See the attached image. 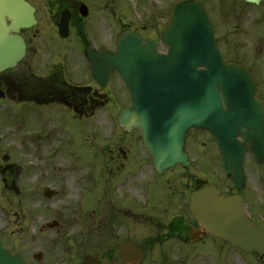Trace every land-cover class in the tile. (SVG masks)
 <instances>
[{"label":"rangeland","instance_id":"1","mask_svg":"<svg viewBox=\"0 0 264 264\" xmlns=\"http://www.w3.org/2000/svg\"><path fill=\"white\" fill-rule=\"evenodd\" d=\"M28 1L38 8L39 22L35 30H39V33L34 41L40 46V62L44 65L50 57L66 61L69 70L75 71L77 80L85 83L91 81L78 33L74 32L76 36L72 35L69 39H62L57 32L50 31L53 24L48 5L55 3L54 0ZM75 1L86 3L89 7L83 29L90 43L96 48L113 50L116 36L125 29H134L147 36L159 35L168 10L180 0ZM50 9L56 11L57 6ZM43 30L47 33H43ZM117 76H112L106 90H99L101 93L108 91L110 103L106 100L85 123L77 120L70 122L69 117L57 118L38 110L28 117L35 125H32L34 130L29 137L23 128H15L17 126L11 115L13 112L16 114V108L0 114V138H3L0 144V215L7 217L11 237H27L25 245L34 253L42 251V241L54 237L51 233L57 232L48 229L39 232L36 225L56 216L57 211L75 212L76 217V220L66 219V226L61 227L62 239L56 242L59 250L66 237V246L72 247L70 252H78V255L98 253V256L102 254L104 257L108 253L113 254L114 244L119 239L121 241L109 230L119 221L117 204L121 198V183L114 178L118 170L106 166L112 156L117 161L120 153L121 132L115 128L117 110L129 105L128 96ZM46 119L50 121L49 125L43 130L37 129L36 125ZM190 136L187 145L192 160L190 170L207 182L227 189L225 185L229 183L219 169V155L214 141L203 132H194ZM2 153H6V157ZM3 179L8 182L5 183ZM256 180H251L253 194L260 201L261 192ZM47 189L55 192L54 198L44 195ZM107 204L116 205L113 215L106 213L110 211L106 208L109 207ZM31 214L34 218L38 216V219L29 220L28 215ZM206 250L204 247L198 251L189 249L178 264H241L240 261L259 264L254 254L240 255L236 252L230 261L225 262L218 253H208ZM107 264L122 263L116 259Z\"/></svg>","mask_w":264,"mask_h":264},{"label":"water","instance_id":"2","mask_svg":"<svg viewBox=\"0 0 264 264\" xmlns=\"http://www.w3.org/2000/svg\"><path fill=\"white\" fill-rule=\"evenodd\" d=\"M83 14H87L84 7ZM36 23L35 9L25 0H0V72L15 67L24 57L26 44L20 29ZM68 27L69 17L64 14L62 36L68 34ZM163 41L170 46L168 54L158 53L154 41L127 30L118 36L115 53L87 49L94 77L105 85L114 70L121 74L133 108L121 111L120 125L126 131L134 127L142 131L160 170L178 162L188 165L185 144L191 129L206 130L218 139L223 169L240 189L245 150L250 147L259 161L264 160V122L259 120L264 112L254 98V81L241 66L223 62L204 7L194 0L175 8ZM238 135L245 140L244 146ZM190 208L203 233L246 252L264 253V229L248 223L239 197H227L216 186H206L192 195ZM119 250L125 262L142 259V252L131 244ZM0 264L23 263L0 244ZM83 264L100 262L87 255Z\"/></svg>","mask_w":264,"mask_h":264},{"label":"flooded vegetation","instance_id":"3","mask_svg":"<svg viewBox=\"0 0 264 264\" xmlns=\"http://www.w3.org/2000/svg\"><path fill=\"white\" fill-rule=\"evenodd\" d=\"M197 1L205 7L210 17L224 61L241 64L249 70L256 82V98L264 107V0L259 4L245 0ZM54 2L48 5L50 8L57 6L56 11L49 8L52 30L59 33L61 8L70 12V34L82 32L85 20L80 15V4L75 0ZM38 33L39 30L36 31L35 28L21 30L27 44L26 56L15 69L0 73V92L3 95L0 98V114L5 109L16 108V114L13 112L11 115L12 121L17 127L27 131L29 137L35 125L28 117L36 111L41 110L47 115L52 114L62 119L69 117L70 122L76 119L87 121L96 112L98 105L103 103L105 96L99 91L100 87L96 82L94 87L88 82L79 85L66 81L62 74L65 62L49 58L43 65L40 62V46L34 41ZM147 37L153 38L160 50H164L158 35ZM49 123L46 119L37 125H41L43 130ZM141 141L138 130L122 133L119 137L118 160L112 156L106 165L118 170L114 178L121 183V198L117 204L119 221L117 226L109 229L121 241L119 239L114 244L116 246L113 251L124 242H133L144 252V260L140 264H178L189 249L198 251L201 247L207 249L208 253H218L225 262L230 261L236 252L242 255V251L230 243L209 234H200L198 222L189 210V202L191 193L201 186L204 179L190 170L192 165L184 167L177 164L159 171L155 168L149 151L140 148ZM245 164L246 176L242 190L238 191L235 184L229 182L228 188L222 191L226 195H241L250 222L264 226V162L260 164L248 148ZM253 178L259 183L260 201L253 194ZM51 192L50 198H54L56 194ZM107 205L109 207L106 208L110 211L106 213L113 215L116 205ZM0 216V241L3 247L12 255L20 254L26 264H81V259L76 254L68 257L64 248L59 250L56 246V242L62 239L61 227L66 226V219L76 218L75 212L57 211L53 227L45 228L43 222L39 224L41 232L47 229L57 232L51 233L54 237H49L46 241L40 238L39 242L42 241L44 248L38 253L28 250L25 245L27 237H11L9 228L6 227V216ZM64 239L63 245L67 242L66 237ZM101 256L102 264L114 262L118 258L111 253ZM255 256L260 264H264V255L256 253Z\"/></svg>","mask_w":264,"mask_h":264}]
</instances>
